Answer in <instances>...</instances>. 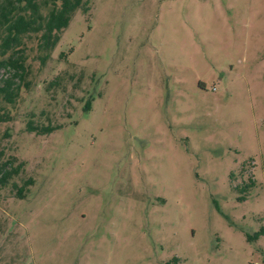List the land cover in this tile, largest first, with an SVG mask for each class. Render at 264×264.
<instances>
[{
	"label": "rangeland",
	"instance_id": "374dc122",
	"mask_svg": "<svg viewBox=\"0 0 264 264\" xmlns=\"http://www.w3.org/2000/svg\"><path fill=\"white\" fill-rule=\"evenodd\" d=\"M87 7L0 124V264H264V0Z\"/></svg>",
	"mask_w": 264,
	"mask_h": 264
},
{
	"label": "trees",
	"instance_id": "16d2710c",
	"mask_svg": "<svg viewBox=\"0 0 264 264\" xmlns=\"http://www.w3.org/2000/svg\"><path fill=\"white\" fill-rule=\"evenodd\" d=\"M87 5L88 0H0V124L12 120L18 98L22 92L29 91L33 80L32 63L39 72L73 13L79 9L86 12ZM68 77L71 76L60 78V81L56 78L51 80L43 91L55 93L58 87L64 91L61 80L66 81ZM91 101L89 94L81 112L89 111ZM45 113L41 110L37 117L29 114L26 132L47 135L58 129L59 125L51 122ZM38 119L44 120L45 124ZM13 162L14 157L0 162V189L17 175L22 166L21 163L12 166ZM29 185L31 182L28 180L19 187L14 185L16 198L23 199V191ZM261 234H264L262 229L254 235H245L248 241H254Z\"/></svg>",
	"mask_w": 264,
	"mask_h": 264
}]
</instances>
